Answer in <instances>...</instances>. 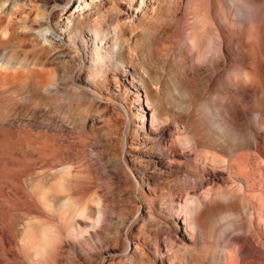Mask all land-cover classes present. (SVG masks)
<instances>
[{"label": "rangeland", "instance_id": "rangeland-1", "mask_svg": "<svg viewBox=\"0 0 264 264\" xmlns=\"http://www.w3.org/2000/svg\"><path fill=\"white\" fill-rule=\"evenodd\" d=\"M82 1L0 0V62L11 57L10 73L26 75L23 82L9 77L2 85L0 129L12 144L4 154L7 165L0 166L7 170L0 176V264H26L15 254L19 241L34 236L68 201L88 204L96 215L101 196L108 197L111 219L102 228L108 233L81 218L70 229L88 230L84 238L96 232L92 264L126 261L124 247L106 238L119 228L128 237L143 218L121 222L120 209L132 204L121 183L130 179L137 195L140 185L146 190L140 179L150 183L163 169L146 167V159L159 162L160 138L169 141L186 124L189 134L209 138L211 147L200 148L223 157L247 151L245 142L254 140L251 149L264 163V121L259 125L255 114L257 106L264 108V0ZM201 20L228 40L223 58L210 57L212 32L205 48L192 43ZM252 23L259 25L256 49L243 40ZM46 30L62 37L43 42L36 35ZM39 71L52 72L54 84L37 92L27 75ZM46 140L59 150L51 159L34 149ZM138 198L145 214L147 203ZM83 241L68 236L61 243V264H69L68 252L79 254L78 246L83 252ZM210 243L218 257L207 255L201 264H223L219 252L231 245Z\"/></svg>", "mask_w": 264, "mask_h": 264}, {"label": "bare ground", "instance_id": "bare-ground-1", "mask_svg": "<svg viewBox=\"0 0 264 264\" xmlns=\"http://www.w3.org/2000/svg\"><path fill=\"white\" fill-rule=\"evenodd\" d=\"M82 2L88 5L89 1ZM75 25L77 27L80 22ZM258 26L257 23H252L243 39L244 44L253 49L260 44L254 34ZM74 30L79 37L78 29ZM193 30L196 33L191 35L190 39L194 46L200 49L205 48V43L209 39L207 34L214 33L216 38L210 57L223 58L229 43L217 26H211L201 20ZM36 36L48 43L62 37L52 30H46ZM102 63L104 64L101 60L97 62L98 66ZM13 68V58L1 60L0 119L3 116L1 96L4 91L3 82L9 77L16 79L17 82H23V77H26L17 72L10 73ZM98 71L99 67L95 72ZM27 78L37 92L51 88L54 84L53 73L48 71L30 73ZM255 114L257 122L261 125L264 121V108L257 106ZM189 130L190 126L186 124L183 131L170 134L169 141L160 138L159 142L164 143L161 160L157 162L148 157L145 164L146 167L154 168L161 164L163 169L156 170L150 183L144 178L140 179L141 184L146 182V190L140 185L137 195L130 179L121 183L123 189L120 191L129 196L132 202L121 207V222L132 217L135 221L140 218L143 220L137 221L136 230L131 228L128 237L120 228L111 237L106 235L108 237L106 242L110 241L116 247L122 246L127 252L126 261L119 260L113 264H157L158 260L161 264H201L207 255L212 258L218 257L217 253L211 251L210 242L215 245L221 243L224 246L231 245L230 249L225 247L219 252L223 264H236L234 260L241 261L243 258L250 263L264 264V200L259 198V195L264 196V163L263 157L251 149L253 147L251 142L254 140L245 142L249 148L247 151L223 157L215 151L200 148L203 145L211 147L209 138L189 134ZM11 144L9 132L0 129V166L7 165L8 157H4V154L8 152ZM34 149L43 159H51L59 151L49 140L39 143ZM172 165L175 166L174 169H171ZM207 169L212 170L211 176L204 178L203 172ZM3 173H7L6 168L0 169V176H4ZM199 175L201 176L198 177ZM204 187L207 188L202 191ZM132 193L136 195L132 196ZM138 196L147 203L144 204L146 212L144 215L139 213ZM107 198L98 197L96 215L89 213L88 204L68 201L61 209L52 212L53 215L50 217L52 221L40 225L34 236L17 243L16 256L22 257L26 264H61L60 245L70 236L78 238V244L87 240L88 245L83 246V252L86 249V253L79 249L82 246H78L79 254L68 252L69 264H92L97 260V255L91 254L89 250L94 247L91 238L95 237L96 232H90L89 236L84 238L88 230H82L75 224L73 229H70V226L75 219L81 218L87 225L99 224L100 232L106 233L107 231L102 228L107 229L105 222L111 219ZM130 245L132 251H129Z\"/></svg>", "mask_w": 264, "mask_h": 264}]
</instances>
